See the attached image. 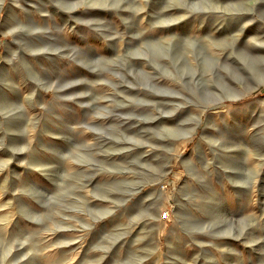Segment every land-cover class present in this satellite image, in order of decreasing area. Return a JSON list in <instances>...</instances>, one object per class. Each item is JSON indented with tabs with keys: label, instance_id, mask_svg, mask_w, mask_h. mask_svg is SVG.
I'll return each mask as SVG.
<instances>
[{
	"label": "rangeland",
	"instance_id": "rangeland-1",
	"mask_svg": "<svg viewBox=\"0 0 264 264\" xmlns=\"http://www.w3.org/2000/svg\"><path fill=\"white\" fill-rule=\"evenodd\" d=\"M0 264H264V0H0Z\"/></svg>",
	"mask_w": 264,
	"mask_h": 264
}]
</instances>
